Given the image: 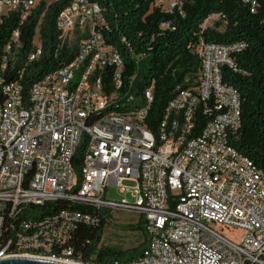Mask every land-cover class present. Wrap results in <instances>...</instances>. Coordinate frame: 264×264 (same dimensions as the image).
Segmentation results:
<instances>
[{
  "label": "built area",
  "instance_id": "built-area-1",
  "mask_svg": "<svg viewBox=\"0 0 264 264\" xmlns=\"http://www.w3.org/2000/svg\"><path fill=\"white\" fill-rule=\"evenodd\" d=\"M57 1L0 0V26L16 18L0 68V259L264 264V173L232 145L242 98L223 78L224 67L238 71L246 44L201 40L195 47L199 77L191 87H177L156 134L147 125L153 84L138 94V71L126 81L125 61L106 40L110 25L97 2L71 0L57 17L59 50L75 38L74 59L23 83L25 70L44 54L45 12L17 70L23 26L40 4L48 8ZM185 1L156 0L155 6L182 13ZM133 56L137 64L145 59ZM83 143L78 184L74 158ZM112 186L118 199L109 198ZM54 202L137 212L145 248L132 259L83 262L71 246L73 232L80 223L98 224L99 216L78 207H47Z\"/></svg>",
  "mask_w": 264,
  "mask_h": 264
},
{
  "label": "trees",
  "instance_id": "trees-1",
  "mask_svg": "<svg viewBox=\"0 0 264 264\" xmlns=\"http://www.w3.org/2000/svg\"><path fill=\"white\" fill-rule=\"evenodd\" d=\"M70 1L59 0L48 8L45 3L40 4L24 24V46L16 62L17 70L22 69V58L32 50L36 28L45 12L40 24L44 54L25 70L23 83L26 86L74 59L77 43L67 40L59 50L60 33L56 26L59 13ZM91 1L102 7L109 22L110 30L105 37L125 61L126 81L138 71L133 91L140 94L153 84V103L147 125L156 134L177 87H191L199 77L201 62L195 52L196 45L201 40L220 44L244 42L247 47L237 56L238 71L223 68L224 82L237 89L242 98V123L233 135L232 145L264 173V0H186L182 13L178 9L173 13L163 11L155 6L156 0ZM215 14H219L220 19L213 26L203 28L209 17ZM163 24L168 27L163 29ZM15 27V17L6 19L0 26V68L3 46ZM133 53L143 54L145 59L137 64ZM84 149L83 143L74 158L78 184L82 181ZM47 207L53 210L78 207L99 216L96 225L80 223L71 238L75 256L85 263L132 259L145 248L146 242L131 251L102 244L111 218L110 210L99 211L67 202H54ZM138 228L144 232L143 217Z\"/></svg>",
  "mask_w": 264,
  "mask_h": 264
},
{
  "label": "rangeland",
  "instance_id": "rangeland-1",
  "mask_svg": "<svg viewBox=\"0 0 264 264\" xmlns=\"http://www.w3.org/2000/svg\"><path fill=\"white\" fill-rule=\"evenodd\" d=\"M218 20L219 18H209L204 23L203 28L213 26ZM71 42H76L75 38H72ZM126 185L132 186L133 183L127 182ZM108 194L109 198L112 199L120 197L117 187L114 186L109 188ZM127 198L129 201L133 200L130 194ZM110 215L111 218L102 240L104 246L121 251H131L141 247L146 242L144 232L138 228L142 217L140 214L129 210H111ZM226 233L235 237L239 235V233Z\"/></svg>",
  "mask_w": 264,
  "mask_h": 264
},
{
  "label": "water",
  "instance_id": "water-1",
  "mask_svg": "<svg viewBox=\"0 0 264 264\" xmlns=\"http://www.w3.org/2000/svg\"><path fill=\"white\" fill-rule=\"evenodd\" d=\"M0 264H69V263L44 259V258L11 257V258L0 259Z\"/></svg>",
  "mask_w": 264,
  "mask_h": 264
}]
</instances>
